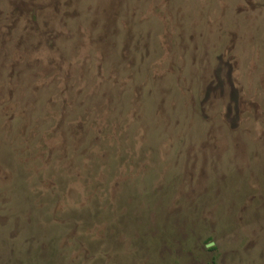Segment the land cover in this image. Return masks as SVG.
Returning <instances> with one entry per match:
<instances>
[{"label": "rangeland", "instance_id": "rangeland-1", "mask_svg": "<svg viewBox=\"0 0 264 264\" xmlns=\"http://www.w3.org/2000/svg\"><path fill=\"white\" fill-rule=\"evenodd\" d=\"M0 264H264V0H0Z\"/></svg>", "mask_w": 264, "mask_h": 264}, {"label": "water", "instance_id": "water-1", "mask_svg": "<svg viewBox=\"0 0 264 264\" xmlns=\"http://www.w3.org/2000/svg\"><path fill=\"white\" fill-rule=\"evenodd\" d=\"M209 247H212V244H210Z\"/></svg>", "mask_w": 264, "mask_h": 264}]
</instances>
